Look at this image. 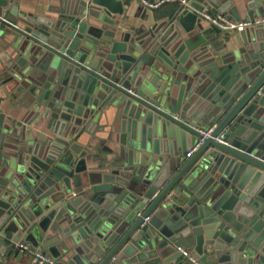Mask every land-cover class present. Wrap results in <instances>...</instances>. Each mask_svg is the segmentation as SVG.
I'll return each instance as SVG.
<instances>
[{
	"label": "water",
	"instance_id": "water-1",
	"mask_svg": "<svg viewBox=\"0 0 264 264\" xmlns=\"http://www.w3.org/2000/svg\"><path fill=\"white\" fill-rule=\"evenodd\" d=\"M123 2L0 0L20 110L0 108V264L19 242L61 264H264V22L234 43L201 15L253 21L264 0H188L148 28Z\"/></svg>",
	"mask_w": 264,
	"mask_h": 264
},
{
	"label": "crops",
	"instance_id": "crops-1",
	"mask_svg": "<svg viewBox=\"0 0 264 264\" xmlns=\"http://www.w3.org/2000/svg\"><path fill=\"white\" fill-rule=\"evenodd\" d=\"M147 1H155V0H147ZM188 1V0H186ZM244 2L245 0H240ZM14 2L19 6L20 10L29 13H47L50 7H53L58 4V0H14ZM181 0H172L168 2H164L156 8H151L144 4L141 0H124L123 7L124 12L122 18L124 21L130 25H133L137 28H148L152 24L160 22L166 19L171 13L181 4ZM230 17L234 18L233 15L227 14ZM239 20H250L246 14L244 9L239 11ZM260 17V16H257ZM256 18V17H255ZM4 27V26H2ZM4 32L8 33L6 39H11L14 34V30L8 27H4ZM226 35L232 37V41L235 43L234 37L237 34L236 30L225 32ZM0 108L6 113L12 114L20 118V110L16 101L8 96L4 91V88L0 86ZM108 121L111 122L112 114L110 113L108 116ZM109 123H106V129H109ZM105 138V137H104ZM94 143L97 146L101 147L100 139H95ZM102 140V139H101ZM105 142V141H103ZM181 259H184L181 256ZM9 260V259H8ZM8 262V264H30L31 255L28 252H24V254L18 260H12ZM58 261V259H56ZM59 262V261H58Z\"/></svg>",
	"mask_w": 264,
	"mask_h": 264
},
{
	"label": "built area",
	"instance_id": "built-area-1",
	"mask_svg": "<svg viewBox=\"0 0 264 264\" xmlns=\"http://www.w3.org/2000/svg\"><path fill=\"white\" fill-rule=\"evenodd\" d=\"M144 4L151 8H156L164 2L172 1V0H155V1H147L141 0ZM183 3H186V0H181ZM203 19L210 24H213L220 28L222 31H232L242 29L244 27H248L253 24H260L264 22V17H256L254 20H239L230 17L227 14L223 13H212L210 11H203L201 13ZM0 19L5 20L2 16ZM212 128H207L204 130H200V137L195 141L192 147L187 151L186 157H190L194 150L203 143L204 139L210 135ZM219 140V137H217ZM20 250L24 252H28L31 255L30 264H61L56 259L52 258L50 255H47L41 252L39 249H35L30 251V247L25 242H19L17 244ZM181 253L184 258L189 260L193 264H205L201 262L197 257L192 255L188 249L181 248Z\"/></svg>",
	"mask_w": 264,
	"mask_h": 264
}]
</instances>
